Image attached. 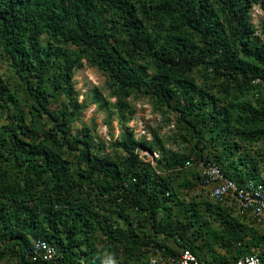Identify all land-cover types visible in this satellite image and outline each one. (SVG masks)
<instances>
[{"label":"trees","instance_id":"16d2710c","mask_svg":"<svg viewBox=\"0 0 264 264\" xmlns=\"http://www.w3.org/2000/svg\"><path fill=\"white\" fill-rule=\"evenodd\" d=\"M254 5L264 12V0H0V59L36 117L62 134L40 136L0 80L11 121L0 122V264H148L156 248H186L207 264L255 251L264 264V229L210 200L197 168L215 161L241 184L264 164V20L251 22ZM145 56L146 65L137 61ZM81 59L106 72L115 94L141 91L177 113L172 139L188 150L173 151L157 129L141 139L123 129L109 144L115 156L92 142L89 127L70 138ZM57 93L70 113L50 105ZM212 236L230 256L204 249ZM35 238L56 256L32 260Z\"/></svg>","mask_w":264,"mask_h":264},{"label":"rangeland","instance_id":"374dc122","mask_svg":"<svg viewBox=\"0 0 264 264\" xmlns=\"http://www.w3.org/2000/svg\"><path fill=\"white\" fill-rule=\"evenodd\" d=\"M263 20L264 12L259 6L254 5L251 9V22L259 27ZM137 61L146 65L148 58L147 56L144 58L138 57ZM80 62L81 65L75 68L71 80L74 89L72 99L80 109L71 116L69 121L70 134L67 135L70 138L83 139L82 130L84 127H89L92 142L104 143L107 147L105 152L115 156L114 148L109 144L117 143L121 138L123 129H132L134 136L138 139L149 138L150 130L157 129L164 137H170L167 139V146L169 145L173 151L182 153L188 150L189 145L187 143H176L172 139L173 133L178 131L176 127L177 113L172 112V109L165 105L158 104L155 98L141 91H131L127 96L115 94L114 86H112L106 72L85 59H81ZM193 73L197 83L201 84L204 79L202 70L193 71ZM2 79L16 93L19 108L25 111L28 110L26 120L30 124L33 123L34 127L39 130V135L42 136L43 131H49L58 139H61V132L51 129L53 123L44 114L36 117V111L32 108V100L23 92L20 81L15 77L8 63L0 59V80ZM50 101L52 108L63 109L69 113L72 111V105L65 94L57 93L50 98ZM119 110L123 112V117ZM0 122H11L10 119H6L1 108ZM141 153H146V150H142ZM148 156L151 158L154 155L149 153ZM4 164V167L8 169V163ZM197 168L199 169V167ZM11 175L14 176L12 173ZM209 220L212 222V217ZM218 229L217 222H214L211 230L214 231L213 233H217ZM200 243L204 245V249L207 250L208 247V252L212 255L220 258L231 255L228 247H223L220 238L217 239L215 236L207 238V240L203 239ZM230 250L232 249L230 248ZM8 264H14V261L9 260Z\"/></svg>","mask_w":264,"mask_h":264},{"label":"built area","instance_id":"2783aa9c","mask_svg":"<svg viewBox=\"0 0 264 264\" xmlns=\"http://www.w3.org/2000/svg\"><path fill=\"white\" fill-rule=\"evenodd\" d=\"M255 79L254 83H258ZM191 166V161L185 162ZM201 183L210 200L230 204L235 212L264 229V164L259 168V178L246 179L241 184L227 176L215 161L198 163ZM164 248L150 253L148 264H207L189 249H180L175 255H164ZM32 260H50L56 256L55 248L46 241L35 238L29 251ZM232 264H263L258 252H249Z\"/></svg>","mask_w":264,"mask_h":264}]
</instances>
